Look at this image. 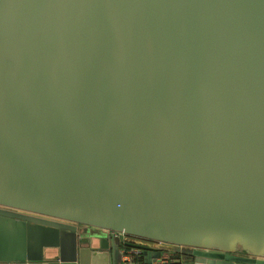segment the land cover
Instances as JSON below:
<instances>
[{
	"label": "water",
	"instance_id": "water-1",
	"mask_svg": "<svg viewBox=\"0 0 264 264\" xmlns=\"http://www.w3.org/2000/svg\"><path fill=\"white\" fill-rule=\"evenodd\" d=\"M0 206V264H264V0H0Z\"/></svg>",
	"mask_w": 264,
	"mask_h": 264
},
{
	"label": "built area",
	"instance_id": "built-area-1",
	"mask_svg": "<svg viewBox=\"0 0 264 264\" xmlns=\"http://www.w3.org/2000/svg\"><path fill=\"white\" fill-rule=\"evenodd\" d=\"M107 233H113L116 236L124 238L125 234L121 231L106 229ZM176 261V264H192L188 258L180 255L177 256L173 251L164 252L158 257L155 262L165 263L171 259ZM121 264H143L141 261V249L136 247H126L121 250Z\"/></svg>",
	"mask_w": 264,
	"mask_h": 264
},
{
	"label": "crops",
	"instance_id": "crops-1",
	"mask_svg": "<svg viewBox=\"0 0 264 264\" xmlns=\"http://www.w3.org/2000/svg\"><path fill=\"white\" fill-rule=\"evenodd\" d=\"M141 261L143 263V258H141ZM144 264V263H143ZM147 264V263H146ZM150 264H176V261L172 258L171 260H169L168 262H165V263H159V262H155L153 261L152 263Z\"/></svg>",
	"mask_w": 264,
	"mask_h": 264
},
{
	"label": "rangeland",
	"instance_id": "rangeland-1",
	"mask_svg": "<svg viewBox=\"0 0 264 264\" xmlns=\"http://www.w3.org/2000/svg\"><path fill=\"white\" fill-rule=\"evenodd\" d=\"M92 230H94V231H100V232H101V230H97V229H95L94 227H93ZM118 237H119V236H118ZM119 238H121V237H119Z\"/></svg>",
	"mask_w": 264,
	"mask_h": 264
},
{
	"label": "trees",
	"instance_id": "trees-1",
	"mask_svg": "<svg viewBox=\"0 0 264 264\" xmlns=\"http://www.w3.org/2000/svg\"><path fill=\"white\" fill-rule=\"evenodd\" d=\"M176 255H177V256H180L181 254H177V253H176ZM144 264H145V263H144Z\"/></svg>",
	"mask_w": 264,
	"mask_h": 264
},
{
	"label": "flooded vegetation",
	"instance_id": "flooded-vegetation-1",
	"mask_svg": "<svg viewBox=\"0 0 264 264\" xmlns=\"http://www.w3.org/2000/svg\"><path fill=\"white\" fill-rule=\"evenodd\" d=\"M1 207V206H0Z\"/></svg>",
	"mask_w": 264,
	"mask_h": 264
}]
</instances>
